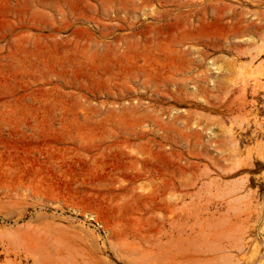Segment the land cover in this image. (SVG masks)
Segmentation results:
<instances>
[{
    "label": "rangeland",
    "instance_id": "obj_1",
    "mask_svg": "<svg viewBox=\"0 0 264 264\" xmlns=\"http://www.w3.org/2000/svg\"><path fill=\"white\" fill-rule=\"evenodd\" d=\"M0 264H264V0H0Z\"/></svg>",
    "mask_w": 264,
    "mask_h": 264
}]
</instances>
